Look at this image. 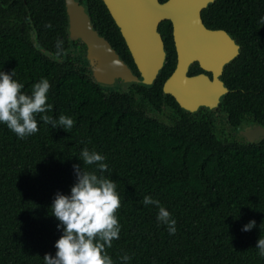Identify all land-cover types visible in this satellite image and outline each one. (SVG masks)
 Listing matches in <instances>:
<instances>
[{
	"label": "trees",
	"instance_id": "obj_1",
	"mask_svg": "<svg viewBox=\"0 0 264 264\" xmlns=\"http://www.w3.org/2000/svg\"><path fill=\"white\" fill-rule=\"evenodd\" d=\"M81 2L139 74L104 0ZM202 16L209 28L225 29L242 44L225 67L229 92L222 106L233 123L250 114L264 125V0H215ZM159 30L167 59L155 82L109 89L92 77L86 56L78 63L68 53L76 41L69 37L65 0H0V71L15 70L26 94L47 78V114L75 122L68 132L37 116L39 131L25 139L0 123V264H44L45 254L55 257L63 235L51 214L56 194H71L78 182L73 165L96 170L83 164L84 147L106 157L103 175L116 182L122 202L119 239L107 249L114 264H124L125 254L131 257L127 264H264L256 248L264 237V137L255 143L223 141L209 122L192 120L164 93L177 52L171 20H163ZM139 99L158 108L167 103L182 117L166 123L148 115ZM145 196L171 213L175 234L158 221L157 206L143 205ZM252 220L256 226L243 231Z\"/></svg>",
	"mask_w": 264,
	"mask_h": 264
},
{
	"label": "water",
	"instance_id": "obj_2",
	"mask_svg": "<svg viewBox=\"0 0 264 264\" xmlns=\"http://www.w3.org/2000/svg\"><path fill=\"white\" fill-rule=\"evenodd\" d=\"M65 2L69 37L83 42V54L97 82L153 84L167 59L159 25L168 19L174 27L178 62L164 83V92L191 112L201 106L218 107L228 93L229 88L220 76L225 66L239 55L241 44L227 30L212 29L204 23L202 11L215 0H104L126 39L139 74L95 27L81 0ZM195 61L212 72V76L204 72L190 75V66ZM240 131L251 142L264 137L261 123Z\"/></svg>",
	"mask_w": 264,
	"mask_h": 264
},
{
	"label": "clouds",
	"instance_id": "obj_3",
	"mask_svg": "<svg viewBox=\"0 0 264 264\" xmlns=\"http://www.w3.org/2000/svg\"><path fill=\"white\" fill-rule=\"evenodd\" d=\"M14 77L15 70L11 74L0 71V123L6 124L20 139L39 131L37 116L52 128L69 132L74 127L75 122L69 116L62 114L56 120L47 114L52 109L48 103L51 84L47 78L35 83L31 94H26L24 84ZM81 157L84 165H96V170L73 165L78 182L72 186L71 194H56L51 214L60 221L58 227H63V235L56 242L55 257L45 254L44 264H114L107 249L112 247L114 239H119L121 231L116 215L122 206L117 185L103 175L108 171L104 155L84 147ZM142 203L157 206L158 221L167 226L170 234H175L176 220L159 200L145 196ZM255 226L256 221L252 220L242 230L247 232ZM256 248L264 257V237L258 240ZM130 259L127 254L121 257L124 264Z\"/></svg>",
	"mask_w": 264,
	"mask_h": 264
},
{
	"label": "flooded vegetation",
	"instance_id": "obj_4",
	"mask_svg": "<svg viewBox=\"0 0 264 264\" xmlns=\"http://www.w3.org/2000/svg\"><path fill=\"white\" fill-rule=\"evenodd\" d=\"M203 17V16H202ZM166 20V19H165ZM172 23V21H171ZM205 23V22H204ZM173 30H174V27H173V23H172V33H173ZM69 33V32H68ZM231 34V33H230ZM232 35V34H231ZM233 36V35H232ZM234 37V36H233ZM235 38V37H234ZM173 39H174V34H173ZM236 39V38H235ZM237 40V39H236ZM237 42H239L237 40ZM240 43V42H239ZM79 44H83L82 41H76V45H79ZM174 44H175V39H174ZM241 44V43H240ZM241 47H242V44H241ZM175 49H176V44H175ZM176 52H177V49H176ZM240 53H241V48H240ZM239 53V55H240ZM83 54V52H82ZM238 55V56H239ZM83 56H85L83 54ZM237 56V57H238ZM236 58V57H235ZM234 58V59H235ZM233 59V60H234ZM232 60V61H233ZM230 61V62H232ZM177 62H178V52H177ZM177 62H176V65H177ZM229 62V63H230ZM228 63V64H229ZM226 67V66H225ZM224 71H225V68L223 70V73L221 74V78L223 79V74H224ZM207 73L209 74L210 76H212V72H209V71H206L204 68L201 67V65L199 64V62L195 61L191 64L190 66V71H189V74L190 75H193V74H199V73ZM224 80V79H223ZM166 81V80H165ZM225 81V80H224ZM165 83V82H164ZM226 84V82H225ZM112 85H117V86H122L123 89H126L128 88L131 84L128 83V84H123L121 81H118L116 82L115 84H112ZM163 91H164V85H163ZM229 92V91H228ZM165 93V92H164ZM165 94H169V93H165ZM171 95V94H170ZM173 96V95H172ZM174 97V96H173ZM175 98V97H174ZM176 99V98H175ZM143 101V100H142ZM177 101V100H176ZM223 102V101H222ZM222 102L219 104L218 107L216 108H209V107H206V106H201L197 111L195 112H191V111H188L184 108H182L179 104V106L184 109V111H186L187 113H189V116L192 118V120H204V121H207L209 122V125L212 127V130L213 132L223 141H234V140H237V141H240V142H249V143H255V142H258L260 139L262 138H259V139H256L254 142H251L247 139V137H245L244 135L241 134V129H244L246 128L247 126H250V125H257L259 124V122L255 121L254 118H252L250 116V114H246L245 116H243L238 123H233L230 118H229V115L227 113V111L225 110V108L222 106ZM152 106H153V109L158 112V113H161L163 114V116L160 118V117H157V116H153V117H157L159 119H161L162 121L166 122V123H169V124H174L175 122H177L179 119H181L182 117V112L178 109V108H175V107H172L171 105L167 104V103H163L161 105V107H155L151 102H149ZM140 106V104H139ZM141 107V106H140ZM144 111L145 109L142 108ZM166 109H171L173 110L174 112L173 113H165V110ZM146 112V111H145ZM147 113V112H146ZM174 115L176 116V118L171 121L172 117H174Z\"/></svg>",
	"mask_w": 264,
	"mask_h": 264
},
{
	"label": "rangeland",
	"instance_id": "obj_5",
	"mask_svg": "<svg viewBox=\"0 0 264 264\" xmlns=\"http://www.w3.org/2000/svg\"><path fill=\"white\" fill-rule=\"evenodd\" d=\"M29 30L32 33L33 41L37 44L36 36H35V33H34L32 27H30ZM83 51H84V45L83 44H79V45L73 46L68 53L76 60V62L83 63V61H84V56L82 54ZM46 53L51 55L49 52H46ZM107 87L109 89H111V88H116L117 85H108ZM139 104H140V106L142 108L145 109V111L147 112L148 115L157 116V117H160V118L163 116V114L158 113V112H156L153 109V106L149 103V101H147V100H143L142 101V99L141 100L139 99ZM173 112L174 111L171 110V109H166L165 110V113H168V114L169 113H173ZM175 118H176V116L174 115V117H172L171 121H173Z\"/></svg>",
	"mask_w": 264,
	"mask_h": 264
}]
</instances>
